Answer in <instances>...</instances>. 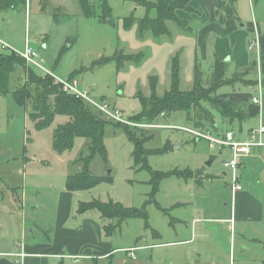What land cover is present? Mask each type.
<instances>
[{
	"label": "rangeland",
	"instance_id": "rangeland-1",
	"mask_svg": "<svg viewBox=\"0 0 264 264\" xmlns=\"http://www.w3.org/2000/svg\"><path fill=\"white\" fill-rule=\"evenodd\" d=\"M159 1L144 0L138 5L126 0H107L115 26L101 21V0H87L88 6L81 0H28L27 10L19 7L0 11L2 43L23 52L28 36L44 66L54 76L63 80L77 79L80 86L90 92L94 102L107 106L110 111L123 113V122H114L97 107L83 102L88 111L105 123V155L99 151L93 155L91 142L85 137H77L73 148L60 154L53 148L52 136L55 129L66 124L69 118L56 115L50 127L37 131L30 118V103L20 105L13 95L19 86L29 88L34 85L27 83L22 70L10 76L9 93L0 94V228L5 227L0 231V237L4 240L17 237L22 222L28 223L26 238H41L42 232L34 230L30 233L33 229V225L28 228L30 224L35 223L52 233L58 221L68 215L69 207L76 208L81 201L97 200L106 204L119 203L123 208L138 212L112 233V247L145 246L157 238L176 240L188 234L187 229L191 228L193 220H200L195 226L199 232L210 225H226L215 221L222 220L232 223L237 260L241 257L264 258V248L252 241L253 237L264 234V148L241 159L237 174L244 190L239 193L246 197L241 200L240 194L233 196L232 171L224 166L225 161L232 158L230 149H211L207 140L192 136L186 130H196L194 122L183 112L160 115L152 122L141 117V98L151 97L152 76L158 78L156 95L162 97L170 90L173 64H179L181 91L193 89L195 64H200L206 85L213 73L214 61L202 60L203 55L196 48L198 21L184 25L189 31L168 22L169 35L159 38L151 33L140 38L138 25L125 30V18L134 16L138 21L145 16L155 17L157 12L153 7ZM227 1L237 8L243 23L244 20L252 21L253 15L258 20L262 18L264 0H254L253 7H250L249 0ZM188 4L177 1L174 4L177 10L172 13L194 15ZM1 42L0 54L22 59L10 50H4ZM139 54L144 55L140 64L119 63L114 59ZM196 57L201 61L197 59L196 62ZM228 66L225 85L213 96L219 99L224 94L253 95L257 82L255 72L245 75L243 70ZM28 70L42 92L46 81L52 83L49 89L63 92L54 78L46 74L42 76L32 66H28ZM44 78L48 79L45 81ZM44 97L53 108L54 95L48 93ZM242 103L246 107L252 104L251 101ZM250 117L242 124L236 121L230 129L235 133L242 130V140L247 138L250 129L259 126L258 117ZM217 122L221 120L218 118ZM89 157L90 174L99 178L110 177L112 181H101L89 190L73 194L72 198L65 197L62 193L67 178L81 173ZM196 173H199L197 177ZM252 209L259 210L262 221L253 215L247 217L253 218L252 221L244 220ZM75 213L73 210L68 220L71 225L76 224ZM90 214L97 217L98 212ZM79 219L78 222L82 217ZM117 224V220L105 221V232L109 233L110 227ZM155 230L160 237H156ZM21 238L19 234L17 239ZM230 238V233L223 236L228 244ZM131 250L127 253H132ZM151 255L150 249H142L126 264H165L152 260Z\"/></svg>",
	"mask_w": 264,
	"mask_h": 264
},
{
	"label": "crops",
	"instance_id": "crops-1",
	"mask_svg": "<svg viewBox=\"0 0 264 264\" xmlns=\"http://www.w3.org/2000/svg\"><path fill=\"white\" fill-rule=\"evenodd\" d=\"M161 1L167 4L175 1L189 3L188 5L193 9L194 15L190 16L183 12L179 13L178 16L181 20L188 22L196 23L198 21L196 48L202 53V60L210 61L211 59V61H215L218 59L227 62L228 67H233L237 71L244 70L252 62H255V80L258 71H261L264 83V12L259 20L253 15L252 21L244 20L243 23L237 8L229 5L227 0H160L159 2ZM253 1L249 0L250 7H253ZM253 9L256 12L255 5ZM195 59L196 62L197 59L201 61L198 57ZM252 96L243 93L239 95L224 94L219 99H230L249 104ZM260 110L257 105H248V111L252 117H258ZM226 131L231 130L226 129L223 133ZM249 133H247V138ZM235 135L237 139L242 140L244 132L241 130ZM263 148H254L252 152H260ZM242 177L243 174L240 172L241 182ZM77 192L79 191L70 192L66 188L62 194L67 198H72L73 194ZM239 192L235 197H238ZM245 198L241 193L240 199L244 200ZM82 203L86 202H79L78 206L76 204V208L69 207L68 215L58 221L52 233H48L50 231L35 223L30 224L28 228L33 225L30 233H34V230L39 233L42 232L43 237L41 238H26L27 222H22L18 228V236L20 234L23 237L22 240H18V236H13L14 238L11 240H4L0 237V264H126L128 259H134L136 253L142 249H150L152 251L151 259L165 264H264V258L260 260L257 257L236 259L234 241H232V223L222 220L215 221L226 225H210L200 232L195 228L200 220H193L191 228L188 227L187 229L188 234L176 240L163 241L162 238H157L145 246L112 247V233L121 224L115 226L111 233H106L105 222L102 220L99 210L95 209L81 215L78 214L79 205ZM73 210L76 212L75 225L69 224L68 221ZM92 211L98 212L97 217L90 214ZM245 213H243V217ZM248 213L244 220L252 221L253 218L247 217L253 215L262 221V214L259 213V210L252 209ZM80 217L82 220L78 222ZM178 221L180 224H185L182 220ZM4 228L3 225L0 231ZM155 232L157 231L155 230ZM229 233L231 238L228 244V240H224L223 236L226 237ZM157 234L156 237H160L158 232ZM263 237L264 234L258 235L253 237L252 241L264 248ZM137 243H139V238ZM131 249L135 250L132 253H127ZM244 249L248 250L247 248Z\"/></svg>",
	"mask_w": 264,
	"mask_h": 264
},
{
	"label": "trees",
	"instance_id": "trees-1",
	"mask_svg": "<svg viewBox=\"0 0 264 264\" xmlns=\"http://www.w3.org/2000/svg\"><path fill=\"white\" fill-rule=\"evenodd\" d=\"M126 1H132L138 5H142L141 3L144 0ZM81 2L88 6L87 0H81ZM176 2L177 1L170 4L163 1L159 2L158 5L153 7L157 12L156 16L153 18L145 16L138 21L134 16L125 18V30L129 31L135 25H138L137 31L140 38H143L145 33H151L155 38H159L161 36L169 35L170 31L167 23L172 22L178 28L183 30L188 29L187 31H189L188 27H184V25H187L188 21L181 20L176 13H172V10H174L173 12L177 10L174 6ZM27 3L28 0H0V11L15 10L19 7L27 10ZM100 7L103 12V15L100 18L101 21L115 26L112 17V9L107 0H101ZM114 59L119 63L134 62L140 64L144 59V55H123L121 58H117L116 56ZM227 66V62L216 59L213 62L211 81L206 85L203 81V72L201 71L200 64H195L193 89L190 91H181L179 64L177 63L175 66L173 64L171 87L162 97L156 95L158 78L152 76L150 78L152 95L150 98H141L143 105L141 117L152 122L160 115L165 116L175 112H183L187 115L189 120L194 122L195 129H199L212 135L222 134L225 130L224 126L230 127L228 130L232 129L236 121H239V123L242 124L251 116L248 111V106L246 107L242 102L230 99L221 100L213 96L217 90L225 85L224 78L227 72ZM255 68L256 63L252 62L250 66L243 70V74L250 75L255 71ZM18 70H22L26 75L27 83H31L34 86L29 88H26V85L19 86L13 92V95L20 105L30 103L32 108L30 118L37 131L50 127L54 123V117L56 115L69 118V121L66 124L59 125L53 132L52 142L53 148L56 152L61 154L70 151L73 148L74 140L77 137H85L91 142L90 149L93 155L98 151L102 155H105L103 141L105 123H102L101 120H98L90 111H88L81 100H77L75 97L69 96L61 91L59 92L57 89H49L48 87L51 86L50 84L52 83L46 81L48 78L43 79L46 82L43 83L44 91L42 92L40 87L37 86V81L34 79L33 69V75H31L28 66L23 59L16 58L14 55L7 57L0 54V94L6 95L9 93V78ZM236 75L237 74L234 76L236 77ZM255 84L256 82L254 85ZM48 93L54 95L53 108L47 104L44 97V95ZM218 118L221 120L220 123L217 122ZM90 159L91 157L87 159L85 169L81 173L71 175L67 178L66 188L68 191H85L95 187L101 181H112L110 177L99 178L91 175L88 170V162ZM95 209L101 212V218L104 222L107 220H117V225L122 224L127 219L133 218L138 214L134 209L123 208L119 203L106 204L97 200L80 204L78 214L81 215ZM111 228L113 229L115 227H110V229ZM111 230L108 232L111 233Z\"/></svg>",
	"mask_w": 264,
	"mask_h": 264
},
{
	"label": "built area",
	"instance_id": "built-area-1",
	"mask_svg": "<svg viewBox=\"0 0 264 264\" xmlns=\"http://www.w3.org/2000/svg\"><path fill=\"white\" fill-rule=\"evenodd\" d=\"M1 42V41H0ZM2 43V42H1ZM2 48L4 50H10L13 54L20 56L28 66H32L34 69L41 72L43 76L46 74L48 77L55 79V82L60 84L62 91L69 95L78 98L84 103H90L91 105L97 107L100 112L106 116L107 119L114 122H123V113L120 110L110 111L107 106L97 104L90 97V92L80 86V83L77 79L72 80H63L54 76L43 64L39 52L32 46L29 37H26V47L23 52H19L15 49L9 48L6 44L2 43ZM255 91L251 97V102L254 105L260 107V112L258 115L259 126L257 129L252 130L246 140H240L236 138V135L233 131H226L220 135H212L207 132H203L199 129L196 130H186L192 136L198 139H205L208 141L211 149L217 147L220 148H229L232 151V158L229 161H225L224 166L231 169L232 171V192L235 197L239 191L243 190V187L239 183L237 171L241 164V159L243 156H249L252 154L254 148L264 147L262 142V136L264 135V83L262 78V72L258 71L256 78ZM135 249H132L133 252Z\"/></svg>",
	"mask_w": 264,
	"mask_h": 264
},
{
	"label": "water",
	"instance_id": "water-1",
	"mask_svg": "<svg viewBox=\"0 0 264 264\" xmlns=\"http://www.w3.org/2000/svg\"><path fill=\"white\" fill-rule=\"evenodd\" d=\"M199 175V173H196V177Z\"/></svg>",
	"mask_w": 264,
	"mask_h": 264
}]
</instances>
